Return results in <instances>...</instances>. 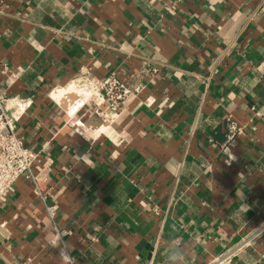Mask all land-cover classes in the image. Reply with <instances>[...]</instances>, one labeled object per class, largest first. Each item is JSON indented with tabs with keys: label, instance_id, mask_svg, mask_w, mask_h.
Masks as SVG:
<instances>
[{
	"label": "crops",
	"instance_id": "obj_1",
	"mask_svg": "<svg viewBox=\"0 0 264 264\" xmlns=\"http://www.w3.org/2000/svg\"><path fill=\"white\" fill-rule=\"evenodd\" d=\"M85 74L143 91L111 112ZM1 94L31 102L17 133L58 209L20 179L0 264H212L243 242L231 264H264V0H0Z\"/></svg>",
	"mask_w": 264,
	"mask_h": 264
},
{
	"label": "built area",
	"instance_id": "obj_2",
	"mask_svg": "<svg viewBox=\"0 0 264 264\" xmlns=\"http://www.w3.org/2000/svg\"><path fill=\"white\" fill-rule=\"evenodd\" d=\"M152 72L156 74L158 69H153ZM16 80L17 77L14 74L10 75V82L14 83ZM72 84H76L77 88L84 91L95 93L97 101L89 100L88 102H93L98 108L106 106L111 112H116L123 103L138 97L143 91L141 85L125 84L116 74H112L104 80L94 79L89 74H85ZM30 105L31 102L21 104L18 97L9 98L4 94L0 95V204L10 198L16 183L20 179L26 178L34 184L38 198L46 204L47 214L50 220L54 221L58 208L56 205L47 204V197L43 190L46 179L42 177L46 171L44 169L38 171L37 153L29 148L25 139L17 133L18 117L13 112V108L18 106L21 111H24ZM95 113L98 116L102 115L99 109ZM225 125L224 141L219 145V149L227 164H231L234 161L233 147L236 141L245 134L246 126L240 125L231 117L226 119ZM246 243L243 242L216 258L212 264H231Z\"/></svg>",
	"mask_w": 264,
	"mask_h": 264
},
{
	"label": "bare ground",
	"instance_id": "obj_3",
	"mask_svg": "<svg viewBox=\"0 0 264 264\" xmlns=\"http://www.w3.org/2000/svg\"><path fill=\"white\" fill-rule=\"evenodd\" d=\"M70 90V89H69ZM71 92H72V90H71ZM66 93H67V91H66ZM69 93V92H68ZM75 93H78V92H75ZM69 94H71V93H69ZM63 95H64V92H55V93H53V98L56 100V101H58L59 103H63ZM74 96H75V94H74ZM79 96V95H78ZM84 97V96H83ZM85 97H87V96H85ZM84 97V98H85ZM89 97V96H88ZM93 97V100H95V101H97V97H96V94L94 93V95L92 96ZM82 100V99H81ZM79 106V105H78ZM114 116H112V118H113ZM87 127V126H86ZM108 126H102L100 129H99V131H97V132H95V136H98L100 133H101V131H104L106 128H107ZM80 129V128H79ZM108 129V128H107ZM85 130V129H84ZM81 131V130H80ZM84 132H87V133H89V131L88 130H86V131H84ZM86 134V133H85ZM91 134H93V132H91ZM87 135V134H86ZM88 136V135H87ZM90 137V136H89Z\"/></svg>",
	"mask_w": 264,
	"mask_h": 264
},
{
	"label": "clouds",
	"instance_id": "obj_4",
	"mask_svg": "<svg viewBox=\"0 0 264 264\" xmlns=\"http://www.w3.org/2000/svg\"><path fill=\"white\" fill-rule=\"evenodd\" d=\"M59 239L60 238L57 237L56 239L52 240L51 243H52L53 247H58L60 249L59 258L62 261H66V260H68L69 257L67 255L65 248L63 246H60V244L58 243Z\"/></svg>",
	"mask_w": 264,
	"mask_h": 264
},
{
	"label": "water",
	"instance_id": "obj_5",
	"mask_svg": "<svg viewBox=\"0 0 264 264\" xmlns=\"http://www.w3.org/2000/svg\"><path fill=\"white\" fill-rule=\"evenodd\" d=\"M67 99H69V98H67ZM75 99H76L75 96L71 97V100H75ZM71 100H66L65 102L61 103V105L64 106V108H66L67 105L69 104V102H71Z\"/></svg>",
	"mask_w": 264,
	"mask_h": 264
},
{
	"label": "rangeland",
	"instance_id": "obj_6",
	"mask_svg": "<svg viewBox=\"0 0 264 264\" xmlns=\"http://www.w3.org/2000/svg\"><path fill=\"white\" fill-rule=\"evenodd\" d=\"M76 87H77V85L75 84V86L73 87V89H77ZM78 89H80V88H78Z\"/></svg>",
	"mask_w": 264,
	"mask_h": 264
}]
</instances>
